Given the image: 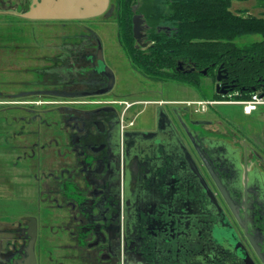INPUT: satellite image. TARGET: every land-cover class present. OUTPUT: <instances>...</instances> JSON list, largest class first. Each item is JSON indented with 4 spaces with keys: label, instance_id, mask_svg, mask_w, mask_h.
Returning <instances> with one entry per match:
<instances>
[{
    "label": "flooded vegetation",
    "instance_id": "obj_1",
    "mask_svg": "<svg viewBox=\"0 0 264 264\" xmlns=\"http://www.w3.org/2000/svg\"><path fill=\"white\" fill-rule=\"evenodd\" d=\"M31 1L21 0L17 8L2 5L0 1V9L24 11ZM132 11V18L136 14L143 20L145 35L142 38L145 45L137 46L135 41L134 47L146 49L151 44L149 25L142 13L137 12L136 4L132 5ZM112 14L115 18L116 0H108L98 15L56 21H86ZM77 30L71 35L72 42L64 46L69 53L62 58L71 69L65 70L61 81L56 82L60 87L19 94L38 92L64 99L113 97L115 78L110 84L111 77L99 66L98 35L90 26ZM116 38L120 46L117 25ZM46 81L34 83L48 87L50 83ZM151 102L157 101L148 103ZM61 103L58 171L46 175L48 180L57 181L56 187L50 186V181L44 189L47 206L39 204V211L31 208L28 214L18 212L11 227L2 229L0 264H41V261L44 264H264L213 184L186 134L193 131L179 110L173 109L172 102L164 101L165 107L163 103L157 106L167 117L163 130L157 127L156 109L148 113V123L142 125L138 114H130L134 104L143 102L127 104L123 109L120 101L112 100ZM82 103L89 105H75ZM204 138L205 155L227 184L231 197L239 201L240 210H244L245 205L239 200L241 195L233 184L238 171L249 178L248 154H251L249 150L252 154L256 150L249 149L245 142L238 151L228 141ZM186 155L195 162L211 197L194 178ZM240 156L244 168L237 164ZM249 188L248 224L252 230L262 231L259 238L264 239V186L249 185ZM52 210L59 214L56 216ZM226 223L230 227L229 238L221 236L220 230L215 232L216 226L224 227ZM48 234L58 236L61 241L59 247L64 254L56 262ZM238 242L245 250L238 247Z\"/></svg>",
    "mask_w": 264,
    "mask_h": 264
},
{
    "label": "rangeland",
    "instance_id": "obj_2",
    "mask_svg": "<svg viewBox=\"0 0 264 264\" xmlns=\"http://www.w3.org/2000/svg\"><path fill=\"white\" fill-rule=\"evenodd\" d=\"M0 1L2 5H12L16 8L21 3V0ZM134 2L137 10L146 4L159 14H168L165 0H135ZM230 9L232 11L247 10L249 13L258 15L264 10V0H232ZM84 26H90L100 39L101 60H99V66L107 67L115 78L113 97L64 99L58 95L48 94V96L46 93L38 92L31 95L28 93L19 94L20 91L60 87L56 82L61 81L62 73L65 70L71 69L62 58L69 53L64 46L72 42L71 35L76 33L75 30L78 29L77 32H79V29ZM261 38L260 34L244 35L238 38L236 43L242 45ZM36 71L43 72V74L39 75ZM45 72H49V74H44ZM46 80L51 85L49 84L48 87L39 85L42 81L47 82ZM34 81L39 84H35ZM202 84L205 90L203 97L210 100L215 83L211 78L204 77ZM192 89L194 88L187 87V85L185 87V85L175 82L150 80L132 69L118 44L113 14L108 18L97 17L86 21H65L64 23L56 20H21L12 16H0V195L9 194L6 182L10 183V181H15L24 194L23 181L26 180L25 175H28V184L33 186V190L29 188L33 195V201L29 202L28 207L30 209L37 208L39 211V204L47 206V201L43 199L44 189L50 185V181H52L50 185L52 187H56L57 184L55 179L48 180L46 175L48 172L58 171L60 160L58 154L60 141L58 109L62 105L61 102H86L92 99L112 100L120 101L121 109H123L127 104L134 102L144 103L149 100L171 99L177 100V102H172L184 114V108L189 107V109H194V113L191 114L192 118H203L200 112H203L205 106L208 105V103H204L205 100L202 101L203 103L181 101L192 97ZM11 93L14 94L10 95ZM157 106V103L152 102L134 104L130 108V114L137 115L141 111L138 120L143 122L150 111L157 110ZM163 106L165 107V104ZM168 107L171 108L170 105ZM211 107L226 115L222 116L221 120L227 122L232 131L237 130L239 132L238 134L237 131L235 132L237 135L245 137L243 139L254 141L256 152L264 153L262 133L264 106H259L251 116L242 115L238 111V105L234 104ZM211 107L208 108V112L213 114L215 111ZM32 118H36L35 121H31ZM205 128L213 136L235 137L234 132L225 128V125L218 121ZM52 212L56 216L59 214L56 210H52ZM218 230L221 231V236L230 237V227L227 223L224 227L216 226L215 232L217 233ZM48 236L52 247V258L56 262L64 254L59 247L61 241L58 236L50 234ZM70 262L72 263L71 260L68 263Z\"/></svg>",
    "mask_w": 264,
    "mask_h": 264
},
{
    "label": "trees",
    "instance_id": "obj_3",
    "mask_svg": "<svg viewBox=\"0 0 264 264\" xmlns=\"http://www.w3.org/2000/svg\"><path fill=\"white\" fill-rule=\"evenodd\" d=\"M134 1L116 0L115 22L121 49L135 71L150 80L187 85L204 94L202 78L215 83L220 67L228 93L214 89L210 101L245 100L254 92L264 93V10L258 15L232 11V0H165L168 14L162 15L145 4L137 12L149 25L151 44L141 49L134 47L132 35ZM251 34L262 38L236 43ZM184 65L194 69L185 71Z\"/></svg>",
    "mask_w": 264,
    "mask_h": 264
},
{
    "label": "water",
    "instance_id": "obj_4",
    "mask_svg": "<svg viewBox=\"0 0 264 264\" xmlns=\"http://www.w3.org/2000/svg\"><path fill=\"white\" fill-rule=\"evenodd\" d=\"M108 0H32L31 4L28 9L24 11H17L14 9H0V14H11L18 16L20 18H24L27 20H75V19H85L91 16L98 15L101 13L106 5ZM143 20L140 18L139 15L134 14L132 18V31H133V37L135 41L137 42V46L139 45H145V43L142 44V38L144 33L142 32L144 30V26L142 25ZM98 59L101 60V50L100 47L98 49ZM181 65V62L178 63ZM194 68L192 67L190 70L185 71H191ZM105 73H107L108 76H110V84L113 81V74L112 72L105 67L104 68ZM203 74L206 73V69H203L201 71ZM225 76L222 73L221 68L219 67L216 71L215 75V91L218 94L226 95L228 93V89L225 85L222 84V79ZM263 94V93H262ZM177 110L178 107H173V109ZM178 115V114H177ZM167 117L165 115V112L162 110L161 107H158L157 109V127L159 129H164ZM178 122L180 125H183L185 128L184 121L178 117ZM186 129V128H185ZM196 154L199 156L201 162L207 169L210 178L221 194L222 198L224 199L225 203L227 204L231 214L233 215L234 219L237 221L239 227L243 231L244 237L248 240L249 244L253 248L254 252L258 256V258L261 260L262 263H264V239H260L259 237L263 234L260 230H252L250 228V225L248 224V213H247V191L251 188H249V185L251 184L252 187L262 184L264 186V180L261 179H253L252 181H248L251 179L248 178L247 175L241 176V173L238 171V174L236 176V183L233 184L238 190L239 194L241 195V200L245 205L244 210H240L241 205L238 200H234L230 195V190L227 188V184H224L221 178L219 177V174L215 172L211 161L208 159V157L205 155V144L206 139L203 137H199L195 132H186ZM156 138V137H155ZM179 140V138H178ZM180 142V140L178 141ZM180 145V143H178ZM185 160L187 161L190 169L193 172L194 178L198 180L199 185L204 189V191L207 193L209 197H211V193L209 189L207 188V185L201 176L199 174L198 168L195 164V162L192 160V158L189 156H184ZM185 168V167H184ZM255 182V184H254ZM254 185V186H253ZM243 199V200H242ZM229 224V223H228ZM263 240V241H261ZM238 247L242 250H245L243 244L238 242Z\"/></svg>",
    "mask_w": 264,
    "mask_h": 264
},
{
    "label": "crops",
    "instance_id": "obj_5",
    "mask_svg": "<svg viewBox=\"0 0 264 264\" xmlns=\"http://www.w3.org/2000/svg\"><path fill=\"white\" fill-rule=\"evenodd\" d=\"M185 87H186V85H185ZM192 91H193V94L191 95L192 97L185 98V100H181V101L197 102V101L208 100V99H205L203 97V94H201L197 90L192 89ZM163 101L172 102L173 100H171V99H159V100H157L156 103L159 105ZM148 102H144V103H148ZM173 102H177V100H174ZM144 103H142V104H144ZM231 104L238 105V111L244 116H251L255 111H257V110H255L251 114H244L242 111L241 105H239L235 102L213 101L212 103H208V105L205 106V110H203V112H200L201 116L203 118H199V119L198 118H195V119L192 118L191 114L194 113V111H193L194 109H189V107L184 108L185 114L181 110H179V112H180L183 120L186 122V124H188L190 126V128L192 129V131L195 132L199 137L200 136L203 138L204 137H208V138L211 137L212 140H215L217 142H220V141L225 142V140H226L232 146L233 149L238 150V151L240 150L239 146L241 145V143H242V145L247 144L248 146H250L249 149L251 148V149L255 150L256 148L253 145L254 141L243 139L245 137H242L241 135L240 136L237 135L239 133L237 130H236L237 131V134H236L235 133L236 131L235 132L232 131V129H230L231 128L230 125L227 122H225L224 120H221L222 116H226V115L224 113L223 114L220 113L219 111L217 112L216 109L211 107V106H216V105H231ZM195 107L197 108L198 106H195ZM209 107L213 108L215 113L213 112V114H210L208 112ZM155 113L157 114V110ZM149 114H152V111H150ZM154 115L155 114H153V116ZM138 116H140V113H138L137 117ZM217 117L219 119H216ZM216 121L223 123L225 125V128H228L229 130L234 132L235 137L230 138V137H221V136L211 135L209 133V130L205 127L211 126ZM141 123H148V114H147V118L145 121L139 122V124H141ZM262 133H263V130H262ZM246 138H248V137H246ZM252 152H253L252 150H249V153H251V154H248V161H247L248 164L246 167L247 171H248V175L251 179H253V178L257 179L258 178L259 181L261 179L264 180V153L256 152V153H254L255 154L254 155V154H252ZM239 154H241V153L239 152ZM243 162H244L243 158H241V156L238 157V163L237 164L238 165L240 164V166H242L244 168ZM25 179L26 180L23 181L24 185L22 184L23 187L25 186L24 187V194H22L23 191L18 188V185L15 184L16 183L15 181H10V183L6 182L9 194L4 195V196L0 195V236H1V232H2L3 228H10L11 227V224H12L11 222H12L13 216L17 215L18 212L23 213V214H28L29 212H31V209H30V207H28V204H29V202L32 203L31 201H33V195L31 194V191H29V188L32 189L33 186L31 187V185L28 184V177H25ZM2 215L5 217H1ZM3 219H5V220H3ZM41 262H42L41 264H44L43 261H41Z\"/></svg>",
    "mask_w": 264,
    "mask_h": 264
},
{
    "label": "built area",
    "instance_id": "obj_6",
    "mask_svg": "<svg viewBox=\"0 0 264 264\" xmlns=\"http://www.w3.org/2000/svg\"><path fill=\"white\" fill-rule=\"evenodd\" d=\"M213 101H205L204 103H212ZM228 102H235L241 105L242 111L244 114H251L253 111L257 110L259 106H264V93L254 92L250 95L249 98L245 100H228ZM199 103H203L199 101Z\"/></svg>",
    "mask_w": 264,
    "mask_h": 264
}]
</instances>
